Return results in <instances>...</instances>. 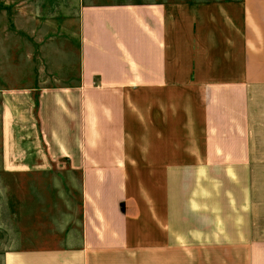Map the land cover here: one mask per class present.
I'll use <instances>...</instances> for the list:
<instances>
[{"label": "crops", "instance_id": "obj_1", "mask_svg": "<svg viewBox=\"0 0 264 264\" xmlns=\"http://www.w3.org/2000/svg\"><path fill=\"white\" fill-rule=\"evenodd\" d=\"M76 6L18 26L0 177L34 204L0 264H264V0Z\"/></svg>", "mask_w": 264, "mask_h": 264}, {"label": "rangeland", "instance_id": "obj_2", "mask_svg": "<svg viewBox=\"0 0 264 264\" xmlns=\"http://www.w3.org/2000/svg\"><path fill=\"white\" fill-rule=\"evenodd\" d=\"M78 1L81 3L84 2V0H64L63 3L65 7L21 8L17 7V0H0V88L14 90L13 87L17 84V44L18 41H20L18 38L22 37L18 26L23 23L26 27H31V18L34 16L36 18L38 17L40 21L44 23L49 20L50 24H47L50 26L49 31L52 32V30H57L62 36L63 33L65 34L70 28L76 26L75 23H68V18H72L71 20L75 21V18L78 16L80 10L79 6H76ZM59 2L60 1L54 0L52 4ZM70 5H72V7H70ZM18 12L25 14L21 16L27 18H25V20H19L18 16L20 14H18ZM44 23L39 24V26L44 28L46 25ZM67 36L66 34L65 37ZM33 41L31 35L28 36L25 33V42L29 45H33ZM57 42L60 43V40ZM71 42L73 49L67 47L66 52H75L77 43L75 39H72ZM4 52L8 53V65L5 64L6 56L3 54ZM55 63L57 70H62L61 64L58 65L57 61ZM72 73H74V71H72L71 74ZM259 154H264V151H261ZM1 160L2 144L0 138V172L16 170L13 165L1 163ZM57 170H59V168H57ZM33 182L32 180H16L0 177V256L5 247L8 245L10 246L11 242L17 241L19 232L24 230L27 225V221H25L26 225L22 228L20 227V230V224L18 225V222L19 219H21L19 215H22L34 204L30 198L33 196ZM29 223L30 222H28V225Z\"/></svg>", "mask_w": 264, "mask_h": 264}]
</instances>
